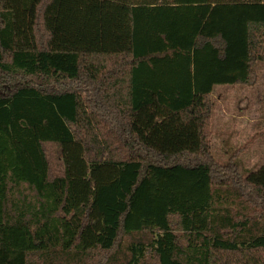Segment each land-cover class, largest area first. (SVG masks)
Here are the masks:
<instances>
[{
    "label": "trees",
    "instance_id": "trees-1",
    "mask_svg": "<svg viewBox=\"0 0 264 264\" xmlns=\"http://www.w3.org/2000/svg\"><path fill=\"white\" fill-rule=\"evenodd\" d=\"M261 75L264 0H0V264H264Z\"/></svg>",
    "mask_w": 264,
    "mask_h": 264
},
{
    "label": "rangeland",
    "instance_id": "rangeland-1",
    "mask_svg": "<svg viewBox=\"0 0 264 264\" xmlns=\"http://www.w3.org/2000/svg\"><path fill=\"white\" fill-rule=\"evenodd\" d=\"M210 99L214 102L211 114L213 130L218 131L226 127L224 137L233 134V138L238 137V141H240L238 143L251 140L246 149L248 163L251 166L264 163V116L259 118V111L264 112V75L259 78L252 77L250 83L243 86H219L212 93ZM255 117L257 121L259 120V122H256L258 126L255 123ZM229 125L230 127L236 125L235 130L238 131V134L231 132ZM253 129L254 131H251ZM242 130L244 131L242 132ZM256 132L259 134L255 135ZM213 143L215 145L218 143L217 137H214ZM47 155L51 175L54 176L59 169L61 160L57 157L53 148H47Z\"/></svg>",
    "mask_w": 264,
    "mask_h": 264
},
{
    "label": "crops",
    "instance_id": "crops-1",
    "mask_svg": "<svg viewBox=\"0 0 264 264\" xmlns=\"http://www.w3.org/2000/svg\"><path fill=\"white\" fill-rule=\"evenodd\" d=\"M224 127H225V126H224ZM229 127H230V125H229ZM225 128H226V127H225ZM225 128H223V129H225ZM223 129H219V130H218L219 133H220V130H223ZM235 129H236V125H234V127H230V131L233 132V133L236 131ZM227 130H228V129H227ZM215 131H216V130H214V132H215Z\"/></svg>",
    "mask_w": 264,
    "mask_h": 264
}]
</instances>
